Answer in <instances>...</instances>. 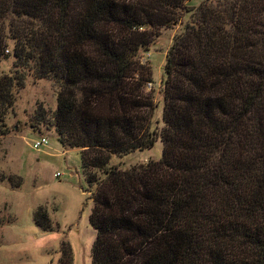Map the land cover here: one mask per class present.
<instances>
[{
	"label": "trees",
	"instance_id": "16d2710c",
	"mask_svg": "<svg viewBox=\"0 0 264 264\" xmlns=\"http://www.w3.org/2000/svg\"><path fill=\"white\" fill-rule=\"evenodd\" d=\"M187 1L0 0V133L27 74L54 81L34 119L79 151L90 264H264V0ZM176 27L157 130L140 57ZM157 139L158 160L111 163ZM33 222L54 229L44 205Z\"/></svg>",
	"mask_w": 264,
	"mask_h": 264
},
{
	"label": "rangeland",
	"instance_id": "374dc122",
	"mask_svg": "<svg viewBox=\"0 0 264 264\" xmlns=\"http://www.w3.org/2000/svg\"><path fill=\"white\" fill-rule=\"evenodd\" d=\"M202 1L188 0L187 5L195 7ZM188 17L185 13L183 20ZM170 33L162 32L146 59L152 69L147 90L156 102L151 127L157 130L162 127L163 64ZM11 66L12 59H8L0 68L7 72ZM56 90L54 81L35 80L27 74L24 87L15 91V103L5 119L8 133H0V264H57L63 241L71 246L73 264L91 262L95 231L88 222L92 204L79 151L63 147L53 129L34 119L41 108L47 115L56 108ZM40 135L47 137L48 145L33 149L32 143ZM161 154L162 143L157 139L149 149L112 156L111 163L129 167L158 160ZM39 205L46 207L54 229L43 231L34 224L33 211Z\"/></svg>",
	"mask_w": 264,
	"mask_h": 264
},
{
	"label": "built area",
	"instance_id": "2783aa9c",
	"mask_svg": "<svg viewBox=\"0 0 264 264\" xmlns=\"http://www.w3.org/2000/svg\"><path fill=\"white\" fill-rule=\"evenodd\" d=\"M149 57V52L148 53H145V57H140L141 59V62L142 63H145L146 62V59H148ZM149 87H151V83H148L147 84V89H149ZM48 145V139L47 137H45L44 135H40V138L36 139L35 141H33L32 143V148L33 149H39L43 146H47ZM54 176H58V173H55Z\"/></svg>",
	"mask_w": 264,
	"mask_h": 264
},
{
	"label": "crops",
	"instance_id": "0c3cea01",
	"mask_svg": "<svg viewBox=\"0 0 264 264\" xmlns=\"http://www.w3.org/2000/svg\"><path fill=\"white\" fill-rule=\"evenodd\" d=\"M177 30H178L177 27H176L175 29H173V30H170L171 33L169 34V37H168V45L170 44V40H171L173 34H174ZM167 31H169V30H167ZM168 45H167V47H168Z\"/></svg>",
	"mask_w": 264,
	"mask_h": 264
}]
</instances>
